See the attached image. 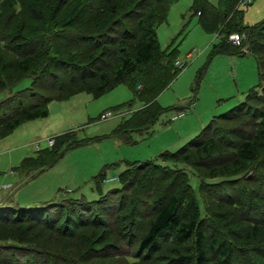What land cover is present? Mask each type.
I'll return each mask as SVG.
<instances>
[{
    "label": "rangeland",
    "instance_id": "1",
    "mask_svg": "<svg viewBox=\"0 0 264 264\" xmlns=\"http://www.w3.org/2000/svg\"><path fill=\"white\" fill-rule=\"evenodd\" d=\"M210 1L218 3V0ZM80 2L0 0V38L7 39L8 33L18 31L27 39L44 41L49 59L44 67L42 54H39L36 55L37 61H28L27 70H16L17 60L25 54L18 52L12 43L0 47V66L3 67L0 71V101L5 95L15 94L16 90L31 85L38 74H42V84L50 86V89L40 91L56 97L47 103L45 117L23 121L11 132L0 124V132L5 134L0 137V194H5L2 203L15 209H0V213L9 211L20 217L23 212L17 207L31 208L56 201L62 206L52 223L0 218V242L9 251L39 258L43 264L49 261L55 264H195L194 232L183 240L167 235L158 239L150 250L139 244V237L146 231L152 214L151 200L156 192L171 194L178 190L187 195L180 188V182L185 178L191 184L199 206L201 218L198 226L205 231L204 246L211 264H264V221L259 223L245 217L247 213L258 214L264 210V121H255L250 111L234 119H217L218 132L214 128L210 131L215 132L217 138L210 156L193 151L187 161L181 159L185 153L177 160L160 158L162 151L179 149L214 115L244 100L251 88H258V94H263V87L257 86L255 56L250 51L211 55L212 41H218L217 33L204 30L197 14L188 16L192 0L172 1L166 19L156 27V34L161 48H174L177 59L185 64L156 99L161 106H183L184 109L162 112L148 131H131L129 139L108 136L106 134L122 118L142 109L147 97L143 87L154 79L146 78L144 86L131 78L134 88L137 86L141 91L139 99L135 98V89L126 81L97 95L82 90L60 98L78 88L94 87L101 82L99 75L102 72L111 77L121 57L132 52L131 47L127 46L123 51L122 43H108L105 36L99 35L105 22L114 18L108 6L90 14L91 6L86 8ZM102 2L93 0L92 4L99 7ZM239 6L243 8L241 19L244 25L264 20V0H249ZM81 8L83 10L79 12ZM125 22L132 24L131 20ZM96 24L101 27H94ZM74 38L78 41H73ZM95 39H98L97 45ZM120 40L128 42L130 37L123 36ZM104 46L109 48L103 49ZM42 48L40 50L44 53ZM246 48V45L241 46L243 50ZM60 55L64 63L53 65V59ZM68 60L84 68L70 66ZM84 70L86 75L79 78L77 74ZM262 70L264 72V67ZM71 74L77 77L70 79ZM135 76L141 78L138 73ZM50 80H54L53 86ZM129 101L131 105H128ZM248 103H260L264 109V101L250 100ZM108 111L110 114L101 117L100 114ZM67 129H72L79 138L100 137L62 148L61 157L30 180L26 176L29 169L25 170L27 174L18 169L16 173L11 172L25 156L33 155L37 149L52 147L48 138L54 139ZM257 136L260 139L256 141L258 147L253 157L242 159L235 153L242 138L256 140ZM190 150L194 149L190 147ZM154 160L163 168H151L148 178H141L140 184L137 179L142 172H147L143 169L139 168L134 178L132 170L120 175L128 167ZM164 167L171 172L161 177ZM100 170H104V175L95 177ZM119 176L122 182L133 180V184L109 194L107 199L113 201L112 206L105 199L107 201L91 203L81 219L75 216L74 203L78 200L72 202L73 199H96L108 189L120 186ZM217 183L230 186L227 194L239 196L241 203L235 205L234 199L227 200L218 194ZM9 184L14 185L13 189H9ZM250 205L257 208H249ZM106 208H109L108 212L103 211ZM217 237L224 241L212 252L209 246L216 244L214 238ZM225 245H231V250L228 256L222 257L220 248ZM19 246L22 250L17 248Z\"/></svg>",
    "mask_w": 264,
    "mask_h": 264
},
{
    "label": "trees",
    "instance_id": "2",
    "mask_svg": "<svg viewBox=\"0 0 264 264\" xmlns=\"http://www.w3.org/2000/svg\"><path fill=\"white\" fill-rule=\"evenodd\" d=\"M80 1V4L82 3L81 6H86V8L91 6L89 9L90 14H95L94 12L97 11L98 8L100 10H104V6H108V11L110 14L114 15V18L113 20L105 22L103 26L104 29L103 31L99 32V35L105 36L108 40V43H115L119 41L122 43L121 49L123 51L127 46L131 47L132 52L131 54L121 57L120 63L118 67L115 68L111 77H109L105 72H102L99 75L101 82L94 87L78 88V90L68 92L65 96H61L60 98H67V96L69 97L73 93L82 90L92 91L97 95L111 89L115 84L121 81H126L132 88H134L135 86H133L132 83L133 79L131 78H135L133 81H136L137 83L142 82L143 85L144 81H146V78L154 79L150 84H148V86L146 85V88L143 87L147 97L144 99L145 105L142 107V109L122 118L113 128V130L109 134H106L108 136H121L124 139H129L131 131H148L150 125L162 112L166 110L175 108L176 111H182L184 109L183 106L164 107L161 106L156 99L158 93L164 89L166 85L176 76L180 69H182V67H177L174 63V61L177 59V56L174 53L175 49H162L156 34L157 25L166 19L169 7L174 0H103L104 2H102L99 7L96 4H92L93 0ZM238 1L239 0H218V3L214 4L210 0H192V4L189 7L188 16L197 14L198 22L204 30L217 33L216 36H218V41H212L211 55L217 52L235 54L250 51L255 56L259 78V83L257 86L263 87V94H258V88H251L244 100L238 102L229 109L214 115L198 133L193 135L179 149L175 151H162L160 153L161 160H177L180 154L185 153L183 156L181 155V159L183 161H187L189 160V157H191L193 151L204 153L206 156H210V151L217 139L215 132H218L219 130L218 126L215 125V121L217 119H234L240 117L241 115H245L250 111L251 115L255 117V121H264V119H262L264 115V109L259 106L260 103H258V105H250L248 103L250 100H256L257 102L264 101V72L262 70L264 67V20L253 25H244L241 19L243 8L239 6ZM82 10V8L79 9V12ZM128 20H131L132 24L125 22ZM94 27H101V25L96 24ZM233 31H237L242 34L241 46L246 45V50L241 49V46L231 43L228 35ZM111 32L114 34H111ZM118 35H120L121 39L123 36L126 38L129 36L130 40L127 42V40H120V38L117 39ZM92 36H90V38ZM5 37L7 39L4 37L0 38V47H8L9 44L12 43L18 52L21 51L23 54H25L22 59L17 60L15 66L16 70H27L28 61H37L36 55L39 54H42V66L46 67L49 59L47 57L48 51H45L44 49V41L37 42L36 40L27 39V37L21 35L18 31L8 33V35ZM73 41L77 42L78 38H74ZM94 42L96 43L95 45H97L98 39H95ZM41 47H43L42 50L44 53L41 52ZM108 48V46L103 47V49ZM8 49L11 50L10 48H7V50ZM100 51H102V49ZM101 57L102 56L98 58L100 59ZM56 58L57 59H53L55 60L52 62L53 65L57 66L61 63H64L61 62L63 59L61 55L57 56ZM67 62L70 63V66L84 68L83 66L80 67L78 65H73L74 63L72 60H68ZM42 66L41 70L45 71L46 69ZM2 68L3 67L0 66V71ZM136 73L140 75V79L135 76ZM41 75L42 74H38L35 78H33L31 85L24 87L23 89L16 90L15 94H7L1 98L2 100L0 101V106L2 108L0 110L2 112L0 114V124L4 125L7 132H11L23 121L45 117L48 114L47 103L56 97L53 95L44 94L40 91L41 89H50V86L42 84L41 80L43 77ZM85 75V70L81 71L79 75L77 74L79 78H83ZM77 76L71 74L70 79H73ZM53 81L54 80H50L51 86L55 84ZM158 82L161 84H158ZM137 89L138 87L136 86L134 91L135 98L139 99L141 91ZM131 103L132 102L129 101L128 105H131ZM212 128L215 130L214 133L210 132ZM3 135L5 134L0 132V137ZM99 137L100 135L79 138L75 137L72 129L63 131L54 138L52 147L37 149L33 155L22 158L20 163L15 168L21 171H27V169H29L28 174L26 171L25 172L27 174L26 176L31 178L44 168L55 163L64 152L62 148L65 149L74 147ZM258 139H260L259 136H257L256 140L248 137L242 138L236 145L235 153L242 157V159L253 157L257 152L258 146L256 141ZM263 142H260L261 146H263ZM190 147H192L194 150L191 151ZM139 168L147 172H142V174H140V177L137 179V183H139V181L141 182V178H145L151 173L149 172L151 168L159 169L163 168V166L156 160L144 161L133 168L128 167L120 175L122 176L126 172L132 170L133 174L131 176L134 178ZM162 171L164 174H161V177L168 176L167 174L171 172L165 167L162 169ZM99 175L103 176L104 170H100L95 175V177ZM132 177H130V179H133ZM118 180L121 182L120 186L108 189L96 199H73L72 202L78 200L74 203L76 208L75 216L78 219H81L84 216V210H86L91 203H98L102 200H105L109 198L110 193L120 191V189L129 187L133 184V180L122 182V177L120 179V176L118 177ZM180 183V188H182L184 192H187V195L181 194L178 190L171 194L156 192L154 198L151 200L152 214L148 219L146 231L139 237V244L141 247L150 250L156 245L158 239L165 238L167 235H173L178 240H183L194 232L197 248L195 264H211V262L207 259V251L204 246V239L206 237L205 231H203L198 226V221L201 217L199 216L198 203L191 190V184L187 182V179L185 178ZM221 184L222 183H217L219 187L218 194H222L227 200L234 199L235 205L241 203L242 199L239 196L235 197L233 194H227L229 193L227 189L230 186H224ZM235 188L236 187L233 186V189ZM182 199L185 201L183 208H181V203H183ZM107 200H105L107 201V204L109 203L112 206L113 201H109V199ZM7 208L12 209V211L15 210L12 205L8 206V203L0 204V209L3 210ZM249 208L256 209L257 207L255 205H250ZM17 209L23 212V214H20V217L13 216V214L9 211H4L0 213V218L4 220L6 219L7 221L13 219L20 221L25 219L52 223L58 212L61 211L62 206L61 204L59 205V201H56L48 202L46 204L31 208L17 207ZM106 210L108 212L109 208H106L103 211ZM67 214L69 213L67 212ZM245 217L260 223L264 221V210L258 211V214L250 215V213H247ZM72 219L74 220V217H72ZM74 221L78 220L75 219ZM214 241L216 244H211L209 246V249L212 250V252L215 251L217 246L222 244L224 240L222 237H217L214 238ZM17 248L22 250L20 246ZM230 250L231 245H225L221 247V256H228ZM22 255L23 254L16 250L9 251L7 248H5L3 242H0V264H43V261L39 258H31L30 256L26 257L25 255ZM48 264L55 263L53 261H49Z\"/></svg>",
    "mask_w": 264,
    "mask_h": 264
},
{
    "label": "built area",
    "instance_id": "3",
    "mask_svg": "<svg viewBox=\"0 0 264 264\" xmlns=\"http://www.w3.org/2000/svg\"><path fill=\"white\" fill-rule=\"evenodd\" d=\"M249 0H239L238 4H243L245 2H247ZM229 40L231 41L232 44L240 46L242 44V34L237 32V31H233L228 35ZM245 47V46H244ZM189 55V54H188ZM175 64L177 67H183L185 64V61L180 60V59H176L175 60ZM234 68V66H233ZM108 114H110V112H103L101 115V117H106ZM48 142L49 144H52L54 142L53 138H48Z\"/></svg>",
    "mask_w": 264,
    "mask_h": 264
},
{
    "label": "crops",
    "instance_id": "4",
    "mask_svg": "<svg viewBox=\"0 0 264 264\" xmlns=\"http://www.w3.org/2000/svg\"><path fill=\"white\" fill-rule=\"evenodd\" d=\"M233 76H234V74H233ZM67 130H69V129H67ZM66 131V130H65ZM4 137V136H3ZM16 167V166H15ZM12 173H16L17 172V170H16V168H15V171H11ZM41 172V171H40ZM39 172V173H40ZM39 173H37L35 176H37ZM35 176H33V177H35ZM33 177H31V178H33ZM31 178H29L28 180H30ZM106 178V177H105ZM108 179H110L111 178V176L110 177H107ZM117 178V177H116ZM19 182H21V180L19 181ZM9 189H13V187H14V185H11V184H9ZM5 195V194H4ZM4 195H2V194H0V204L2 203V201H4ZM5 202H7V200L5 201Z\"/></svg>",
    "mask_w": 264,
    "mask_h": 264
}]
</instances>
